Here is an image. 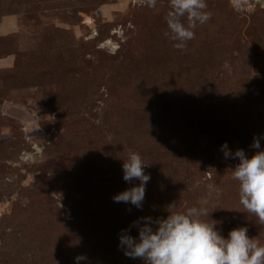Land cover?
I'll return each instance as SVG.
<instances>
[{
	"label": "rangeland",
	"instance_id": "obj_1",
	"mask_svg": "<svg viewBox=\"0 0 264 264\" xmlns=\"http://www.w3.org/2000/svg\"><path fill=\"white\" fill-rule=\"evenodd\" d=\"M206 4L180 51L169 0H0V264H145L121 231L193 206L264 243L220 150L264 136V0ZM130 153L141 209L112 199Z\"/></svg>",
	"mask_w": 264,
	"mask_h": 264
},
{
	"label": "clouds",
	"instance_id": "obj_2",
	"mask_svg": "<svg viewBox=\"0 0 264 264\" xmlns=\"http://www.w3.org/2000/svg\"><path fill=\"white\" fill-rule=\"evenodd\" d=\"M147 5L155 8L157 0H147ZM169 8L165 36L175 42L174 48L185 51L187 42L195 38L194 29L198 24L207 23L212 14L207 11L206 0H169ZM261 140L264 136L253 138L251 147L257 151L251 156L243 149L230 151L227 142L220 150L225 159L239 160L232 169V176L239 182L240 203L247 212L264 222V148H261ZM146 166L138 153L129 154L122 163V179L132 186L115 194L114 202L142 208L146 186L151 179L144 171ZM209 214L206 207L193 206L169 213L163 219L139 218L132 224L137 228V236L130 235V229L122 230L118 247L125 256L141 259L145 264H264V243L250 238L246 227L232 228L227 236L222 235L216 227L217 222H207ZM82 259L84 257H76L77 264Z\"/></svg>",
	"mask_w": 264,
	"mask_h": 264
}]
</instances>
